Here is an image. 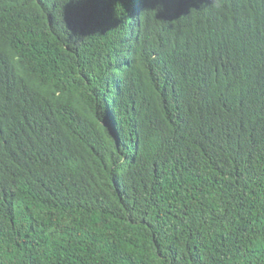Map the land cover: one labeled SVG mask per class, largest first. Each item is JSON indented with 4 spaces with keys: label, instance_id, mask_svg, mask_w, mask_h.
Masks as SVG:
<instances>
[{
    "label": "trees",
    "instance_id": "1",
    "mask_svg": "<svg viewBox=\"0 0 264 264\" xmlns=\"http://www.w3.org/2000/svg\"><path fill=\"white\" fill-rule=\"evenodd\" d=\"M0 264H264V0H0Z\"/></svg>",
    "mask_w": 264,
    "mask_h": 264
}]
</instances>
